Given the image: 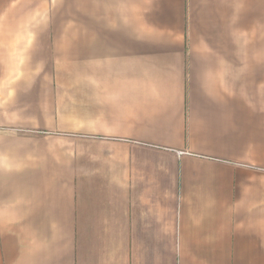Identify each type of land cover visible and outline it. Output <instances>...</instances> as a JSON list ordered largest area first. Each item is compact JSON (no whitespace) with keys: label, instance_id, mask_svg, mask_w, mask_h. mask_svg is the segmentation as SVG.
<instances>
[{"label":"crops","instance_id":"obj_1","mask_svg":"<svg viewBox=\"0 0 264 264\" xmlns=\"http://www.w3.org/2000/svg\"><path fill=\"white\" fill-rule=\"evenodd\" d=\"M264 0H0V264H264Z\"/></svg>","mask_w":264,"mask_h":264},{"label":"rangeland","instance_id":"obj_2","mask_svg":"<svg viewBox=\"0 0 264 264\" xmlns=\"http://www.w3.org/2000/svg\"><path fill=\"white\" fill-rule=\"evenodd\" d=\"M245 48H247V49H264V42L247 41V42H245ZM254 60L264 61V59H254Z\"/></svg>","mask_w":264,"mask_h":264}]
</instances>
